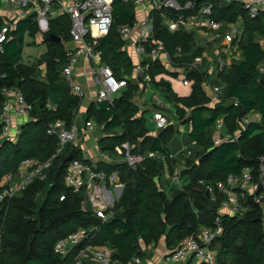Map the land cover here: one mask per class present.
Returning <instances> with one entry per match:
<instances>
[{
	"label": "trees",
	"instance_id": "obj_1",
	"mask_svg": "<svg viewBox=\"0 0 264 264\" xmlns=\"http://www.w3.org/2000/svg\"><path fill=\"white\" fill-rule=\"evenodd\" d=\"M176 1L181 5L191 1L194 6L180 11L162 8L152 12L154 36L164 41L176 70H168L156 61L147 73L150 82L174 105L177 120L189 124L188 136L195 141L194 146L188 147L191 153L187 155V149L170 156L171 146L179 135V123L169 121L158 129L156 136L149 134L145 119L138 115V106L132 100L139 89L138 83L126 79V87L111 103L89 105L86 121L93 119L102 125L104 135L98 145L112 157L116 156V145L128 142L132 152L156 151L165 156L164 160L147 157L134 169L123 161L98 162L99 169L107 172L117 169L124 182L112 216L102 220L90 210H81L82 193H74L64 185L63 175L71 159L88 162L80 147L67 144L52 161L45 180L35 178L11 200L0 204V264H74L73 257L79 246L61 257L54 252V243L79 228L91 226L97 227L91 243L110 248L112 258L122 263L136 256L144 260L147 246L155 247L161 238L172 249L200 226L214 224L218 203L209 199L199 180L214 184L245 166L256 167L259 157L264 156V74L257 69L264 58V47L259 43V39H264V11L251 18L240 0H230L225 7L220 6V0ZM206 3L212 4L210 15L219 22L242 20L239 57L222 70L213 68L211 74L206 59L198 69H188V66L204 50L213 56L212 46L198 44L194 31L170 32L166 26L169 19L195 13ZM112 17L113 25L96 47L102 50V61L121 78L123 73L131 75L133 66L122 49L123 42L116 28L134 22L131 1L113 0ZM4 19L0 16V28L7 24ZM69 27L70 19L63 14L48 23L47 33L68 39ZM37 29L32 16L20 20L14 30H9L0 52V107L4 101L1 90L10 86L19 88L25 100L32 104L30 118L20 124L16 139L0 138V179L14 172L23 158L49 157L57 147V139L46 133V125L56 119L70 124L81 101L71 93L62 76L67 58L61 42L48 41V50L43 56L32 64L21 62L25 31L34 35ZM177 46L180 52L176 51ZM212 59L218 62L215 56ZM179 71L186 72L190 80L188 95L174 93L162 77L156 80L158 75L176 76ZM206 77L222 86L214 101L203 84ZM250 110L260 113V121L241 128V116ZM219 118L223 119V133H229L231 139L213 145L212 133ZM178 161H183L185 166L178 174L179 185L169 178ZM245 204L247 209L243 214L222 216L223 231L211 245L217 251L220 264H264L261 210L250 200ZM189 264L202 263L190 261Z\"/></svg>",
	"mask_w": 264,
	"mask_h": 264
},
{
	"label": "built area",
	"instance_id": "obj_2",
	"mask_svg": "<svg viewBox=\"0 0 264 264\" xmlns=\"http://www.w3.org/2000/svg\"><path fill=\"white\" fill-rule=\"evenodd\" d=\"M136 9L135 19L132 24H122L116 31L122 42L130 43L135 56L134 73L141 82L151 80L147 70L156 61L165 58L171 64V59L165 49L162 39L156 38L153 33L152 12L156 9L169 8L174 11L193 8L191 1L181 5L176 0H130ZM230 1V0H229ZM243 10L251 18L264 11V0H240ZM7 7L19 5L24 12L33 13L38 28L47 30V22L50 17L57 16L62 12L70 19L69 35L73 42L79 45L73 49L66 50V64L62 68V76L66 80L73 95L82 98L83 89L73 78V67L81 56H86L93 63L92 74L98 84L95 92L94 102L111 103L113 99L126 87V79L117 78L113 70L102 61V50L97 48L98 40L105 36L113 25L112 3L113 0H5ZM212 4L206 3L197 12L188 15L180 14L176 18L166 22L170 32L182 29L194 31L198 44H210L213 56L217 58V65L210 67V74L213 68L222 70L228 67L232 59L239 57L238 42L242 34V20L239 18L234 22H219L210 14ZM11 25H2L0 28V52L3 51V42ZM180 52L181 48L176 47ZM207 51L196 56L188 66V69L199 68L204 59H208ZM258 72L264 74V58L258 64ZM181 77L185 85L190 84L186 72ZM215 77V76H214ZM204 86L209 88L214 100L219 96L222 86L212 83L209 77L204 80ZM1 93L4 101L0 107V138L16 139L19 127L15 121L17 118L28 120L32 110V104L25 100L21 90L16 86L3 87ZM158 110L153 112L152 120L157 129L165 127L169 118L167 107L156 94L152 95ZM166 110V111H165ZM260 113L250 110L243 114L240 119V126L248 125L251 122L260 121ZM95 122H86L84 132L94 130ZM223 119L215 122L212 133L213 145L231 139L229 133H223ZM79 125L75 117L70 124L63 119H56L46 125V133L57 139L55 151L46 159L40 160L35 157H26L20 160L14 172L4 174L0 179V204L11 200L15 195L23 191L35 178L45 180L47 171L52 161L64 149L67 144H75L78 141ZM193 143L195 141L193 140ZM114 152L121 161L134 169L145 158H159L164 160L163 154L156 151L147 153H134L128 142H123L114 147ZM187 155L191 153L186 151ZM172 156V155H170ZM100 157L110 162L106 154ZM64 185L74 193L81 192L83 195L80 204L81 210H90L97 217L106 220L112 216V208L119 198L124 182L120 180L117 169L107 172L99 169L98 165L86 162L81 159H71L65 168L63 175ZM212 202H217L214 224L211 227L200 226L197 232L183 237L174 248L169 249L163 260L167 264H189L190 261L202 264H220L217 258V251L212 248V243L222 231V216L241 215L245 211L246 201L250 200L261 210V224L264 232V156L259 157L256 167H243L237 173L227 175L223 180L214 184L199 180ZM64 196H60L62 200ZM97 227L79 228L76 231L59 238L53 246L56 254L64 257L75 246H79L75 256L74 264L88 262L91 264H142L139 257H133L129 262L122 263L112 258V250L106 246L91 243L93 232Z\"/></svg>",
	"mask_w": 264,
	"mask_h": 264
},
{
	"label": "crops",
	"instance_id": "obj_3",
	"mask_svg": "<svg viewBox=\"0 0 264 264\" xmlns=\"http://www.w3.org/2000/svg\"><path fill=\"white\" fill-rule=\"evenodd\" d=\"M133 8H134V6H133ZM134 12L136 14V9L135 8H134ZM63 14H65V13L60 12V13L57 14V16L50 17L48 19V22H47V29H48V23L51 20H55L57 17H59L60 15H63ZM0 16L5 18L4 19V23H7V24L11 25L10 30H14L15 27H16V24L20 20H23V19L25 20L29 16H32V18L35 20V17H34L33 13L24 12V8H22L19 5L13 6L12 8H9L6 5L5 0H0ZM36 25H37V23H36ZM37 27H38V25H37ZM48 34L49 33H47V30L42 31L39 28L35 31L34 35H31V34L28 33V31H25V34L23 36L22 56H21V62L23 64H32L39 57L43 56L47 52V50H48V44H47L48 41H56V40H48L46 38V36ZM59 37H60V40H58L57 42H61L62 47L64 48L65 51L73 49V48H75L76 46L79 45L78 43L73 42L71 40L70 35H69L68 39H63L61 36H59ZM102 37L103 36H101L99 38V40ZM30 39H33V43L34 44H42L41 49L39 50L38 54L35 55V57L29 56V55H28V57L24 56V55H26L25 54L26 46L27 45H31V44H26V41L30 40ZM122 49L125 50L126 53L128 54V56L130 57L131 62H132V66H133L131 75L128 76V75L123 73L122 77L127 79V80L131 79L134 82L138 83L139 89L136 92V94L133 96L132 100L138 106V115H142L144 117L145 126L147 127V129L149 131V134L153 135V136H156L157 133H158V129L156 128L155 123L153 122L151 117L153 115V112L158 110L159 108L157 107V105H156L155 101L153 100V98H152L151 102H148L147 100H145L142 97V95H143V93L145 91H147L148 87L152 88L154 90V88L152 86L154 85V87L157 88V85H155L153 82L149 81L148 83H146V85H144L145 86L144 90H141L142 82H141L140 78L135 77V73H134L135 56L133 55L132 46H131L130 43L123 42ZM165 60L166 59L163 58L159 62L162 65H164L168 70H171V71L176 70L175 67H173L174 65L172 63L170 64V63L166 62ZM92 65H93V63L91 62V60L89 58H87L86 56H81L77 60L76 64L73 67V78H74V80L76 82H78L81 85V88L83 89V93H84L83 97L81 98L79 108L77 109V111L75 113V116H74L76 121L78 122V125H79V128H80L79 135H78L79 136L78 137V141L75 143V145L80 147L84 158H86L88 160V162L95 163V164H98V162H100V161L108 162V161H104L100 157L101 154L108 155V157L110 158V162H119V161H121L120 160L121 158L118 155H116L115 157H112L109 154L101 151V149L99 148L98 140H99V138H101L104 135V132L102 130L103 129L102 125H100L99 128L97 126H95L94 130H92V131H90L88 133L84 132V130H83L84 124L86 122H88V121L89 122H91V121L95 122L93 119H89V120L86 121L87 109H88L89 105L94 102L95 92H96V88L98 86V84H97V82L95 80V77L92 74ZM210 67H213V66H210ZM184 74L185 73L183 71H179L178 75H176V76H181L182 77ZM165 75L166 74L158 75L156 77V80H159L160 77H162L164 79ZM181 84L183 86H187V85L183 84L182 81H181ZM170 86H171V83H170ZM157 89H159V88H157ZM211 100L214 101L212 99V94H211ZM169 103H171V102L169 101ZM147 116H148V119H147ZM167 117L169 118V121H171L172 123H179V124H177V128L179 130V135L176 138V140L174 141V143L177 141L179 136H181V132H182V133H185L187 135V136L183 135L182 146H184L186 144H190L191 143L190 140H192V139L188 136V131H189V128H190L189 124L188 123H181L180 121H178L176 114H175L174 120H173V115H168L167 114ZM25 121L26 120H23V119L21 120L20 118H17L15 123L19 127L20 124L24 123ZM95 124L97 125V122H95ZM180 129H181V131H180ZM183 130H184V132H183ZM192 142H193V140H192ZM174 143H173V145H174ZM182 146H180V144H179L178 149L177 148L176 149H172V147H171L170 155L176 156L177 152L181 151V147ZM168 250L169 249L165 245L164 238H161L155 247H153L152 244L147 246L148 254L144 258V260L142 259L141 262H142V264H167L163 260V255Z\"/></svg>",
	"mask_w": 264,
	"mask_h": 264
},
{
	"label": "rangeland",
	"instance_id": "obj_4",
	"mask_svg": "<svg viewBox=\"0 0 264 264\" xmlns=\"http://www.w3.org/2000/svg\"><path fill=\"white\" fill-rule=\"evenodd\" d=\"M259 43L264 47V39H259ZM26 44H31V45H27L26 48H25V54L24 55L25 57H28L29 56H33L35 57L36 54H38L39 50L41 49V46L42 44H34L33 43V39H30V40H27L26 41ZM206 51V50H205ZM207 55H208V59H206L209 64H207V67L210 68V66H216L217 63L215 61H212L213 57L210 55L209 51L206 52ZM212 61V62H211ZM164 79L168 80L170 83H171V88L172 90L174 91V93H176L177 95L179 96H184V95H188L190 93V90H191V86H183L181 84V76H173V75H169V74H166L164 76ZM146 83L148 82H143L142 81V87H141V90H144V85H146ZM217 84V83H216ZM153 85V84H152ZM154 88V90L152 88H149L147 89V91H145L142 95V97L147 100L148 102H151L152 101V95L153 94H156L157 96H159V99L161 101L164 102V106L167 107V114L168 115H173V120L175 118V113H174V106L173 104L169 103V100L163 96V94H161V91L157 88L154 87V85L152 86ZM209 94L211 95V91L209 90V88H207ZM147 114V113H146ZM147 119H148V116H147ZM98 128L100 127V124H97L96 125ZM241 128H244V125L241 126ZM181 131V129H180ZM184 132V130H183ZM183 135L187 136L185 133H182L181 132V136H179V138L177 139V141L174 143L172 147V149H178L179 147V144L180 146H182V143H183ZM191 143L190 144H186L184 146L181 147V150H187L189 146H194V143L192 142V140H190ZM180 142V143H179ZM190 150V149H188ZM171 151V150H170ZM178 153V152H177ZM185 166H184V163L183 161L182 162H176V167L174 169V174L170 175L169 178L172 179V181L174 183H176L177 185L180 184V180H179V172L181 169H183ZM166 177H168V173L165 174ZM247 207H245V211H246Z\"/></svg>",
	"mask_w": 264,
	"mask_h": 264
},
{
	"label": "water",
	"instance_id": "obj_5",
	"mask_svg": "<svg viewBox=\"0 0 264 264\" xmlns=\"http://www.w3.org/2000/svg\"><path fill=\"white\" fill-rule=\"evenodd\" d=\"M229 4V0H220V6L221 7H225V6H227ZM46 38L48 39V40H56V41H58V40H60V37L59 36H56L55 34H52V33H49L47 36H46ZM43 104H41V106H42Z\"/></svg>",
	"mask_w": 264,
	"mask_h": 264
}]
</instances>
